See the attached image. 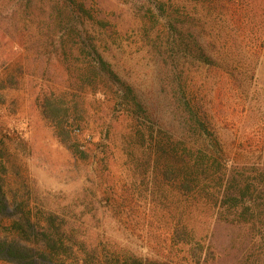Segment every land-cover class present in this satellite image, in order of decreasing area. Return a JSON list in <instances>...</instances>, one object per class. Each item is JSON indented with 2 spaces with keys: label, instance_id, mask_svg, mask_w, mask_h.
Returning a JSON list of instances; mask_svg holds the SVG:
<instances>
[{
  "label": "rangeland",
  "instance_id": "374dc122",
  "mask_svg": "<svg viewBox=\"0 0 264 264\" xmlns=\"http://www.w3.org/2000/svg\"><path fill=\"white\" fill-rule=\"evenodd\" d=\"M80 1L104 22L95 27L101 55L140 100H160L168 111L167 92L184 90L231 162L264 173V0ZM22 3L0 0V240L33 247L11 225L24 214L32 224L53 215L89 248L104 243L169 264H195L191 249L199 264H264V239L153 188L158 181L133 107L115 89L78 92L57 55L38 43L36 17L27 18ZM169 22L176 42L185 47L192 35L214 66L170 49ZM52 92L70 110L82 161L42 114L38 98ZM183 213L194 233L187 246L173 237Z\"/></svg>",
  "mask_w": 264,
  "mask_h": 264
},
{
  "label": "trees",
  "instance_id": "16d2710c",
  "mask_svg": "<svg viewBox=\"0 0 264 264\" xmlns=\"http://www.w3.org/2000/svg\"><path fill=\"white\" fill-rule=\"evenodd\" d=\"M26 17H36V26L43 47L57 55L73 87L78 92L107 95L115 89L121 102L133 107L132 115L140 124L137 135L149 146L148 162L158 184L153 188L173 191L183 202L197 209L211 211L215 219L235 226L246 227L251 237L264 239V173L251 174L231 162L224 148L211 131L208 116L197 105L191 104L184 90L167 92L170 110L156 100L144 103L133 88L122 80L100 53L101 40L95 27L104 22L95 19L92 11L80 0H21ZM13 14H16L12 10ZM32 24L34 22H31ZM169 48H182L196 61L214 66L210 54L192 35L188 43L176 42L174 24L169 22ZM190 45V46H189ZM190 47V48H189ZM191 49V50H189ZM165 88H163L164 92ZM173 93V94H171ZM42 114L47 119L57 139L78 160L86 158L71 134L70 110L57 102L56 95L43 93L38 98ZM168 112V114H167ZM167 114V117L164 115ZM74 122V121H73ZM72 123V124H71ZM75 133V130H72ZM262 200V201H261ZM261 201V202H259ZM4 196L0 188V211H4ZM24 222H15L10 230L21 240H0V262L8 264H169L135 257L126 250H117L108 244L89 248L79 240L78 231L64 226L56 216H46L32 224L30 215ZM183 213L180 227L174 229V239L183 246L194 240V233ZM45 222L42 225L41 222ZM101 247L102 258L97 250ZM77 248V250H74ZM191 259L200 254L193 249Z\"/></svg>",
  "mask_w": 264,
  "mask_h": 264
},
{
  "label": "built area",
  "instance_id": "2783aa9c",
  "mask_svg": "<svg viewBox=\"0 0 264 264\" xmlns=\"http://www.w3.org/2000/svg\"><path fill=\"white\" fill-rule=\"evenodd\" d=\"M75 133H78V132H75Z\"/></svg>",
  "mask_w": 264,
  "mask_h": 264
}]
</instances>
